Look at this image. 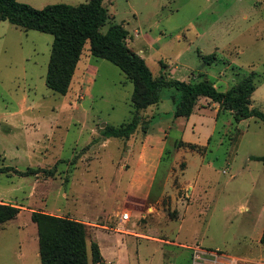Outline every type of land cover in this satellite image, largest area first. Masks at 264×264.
Segmentation results:
<instances>
[{
  "label": "rangeland",
  "instance_id": "1",
  "mask_svg": "<svg viewBox=\"0 0 264 264\" xmlns=\"http://www.w3.org/2000/svg\"><path fill=\"white\" fill-rule=\"evenodd\" d=\"M21 1L40 8L85 0ZM103 4L109 19L102 31L122 23L127 45L154 76L207 78L226 90L252 75L249 106L264 110V0ZM52 39L49 32L0 20V166L7 167L0 172V202L18 207L0 223V264H40L32 210L85 216L89 238L103 249L115 251L123 240L120 264H264V163L253 158L264 154L262 121H235L228 110L211 114L212 100L200 97L198 107L207 111L195 116V125L187 123L185 136L208 144H182L179 125L186 118L173 115L175 88H161L158 105L135 109L132 82L117 65L92 55L88 41L67 92L48 87ZM208 53L214 57L206 62ZM133 116L140 121L129 136L102 134L106 124ZM144 144L153 156L149 168L140 167L148 155ZM27 167L39 170L15 171ZM132 171H154L148 196L139 195L138 182L126 194ZM194 247L200 249L196 259Z\"/></svg>",
  "mask_w": 264,
  "mask_h": 264
},
{
  "label": "trees",
  "instance_id": "2",
  "mask_svg": "<svg viewBox=\"0 0 264 264\" xmlns=\"http://www.w3.org/2000/svg\"><path fill=\"white\" fill-rule=\"evenodd\" d=\"M108 19V8L103 0H85L76 4L53 2L40 8L21 0H0V20H7L23 29L33 28L52 34L45 82L58 93L67 92L83 46L88 41L92 55L117 65L132 82L130 102L135 109L156 105L161 98V88L173 87L177 91L171 94L174 116L188 117L197 100L207 97L217 102L219 108L231 110L235 121L254 116L264 126V110L249 106L250 96L255 89L252 75L244 76L226 90L218 89L207 78L185 81L167 78L162 74L154 76L144 58L127 45L125 38L128 30L122 23L110 22L106 30L102 31L101 26ZM213 57V53H208L203 55V60L209 62ZM139 121L138 116H133L120 125L106 124L102 134L106 137H127ZM253 158L264 163V154ZM6 169L0 166V172ZM38 170L39 167L15 169L19 174ZM17 211V206L0 202V223L14 217ZM31 219L37 227L40 264L103 263L99 245L96 240L89 238L83 220L42 210H32ZM261 241L264 242V230Z\"/></svg>",
  "mask_w": 264,
  "mask_h": 264
},
{
  "label": "crops",
  "instance_id": "3",
  "mask_svg": "<svg viewBox=\"0 0 264 264\" xmlns=\"http://www.w3.org/2000/svg\"><path fill=\"white\" fill-rule=\"evenodd\" d=\"M213 84L215 85V86H217V84H216V82L215 81H213ZM203 98H206L207 99V102H209V98H207V97H203ZM156 105H158V103L156 104ZM156 105H154V106H156ZM208 106L209 107H212V108H207V110L209 109H211L212 110V112L213 113H211V114H214V112L216 111V115L218 116L219 114L218 113H220V112H222V111H224V110H228L230 113H232L231 112V110H229V109H221V108H219V105H218V103L217 102H209V104H208ZM205 105H202L201 107H198V103H196L195 104V106H194V108H193V111H192V113L188 116V117H185V116H183V117H185L186 118V122H182V123H180V125H179V129L181 130V136H180V139L181 140H183V142L184 143H187V144H201V145H206L207 146V144L208 143H197V142H195V141H192V140H190L189 138H187V134H186V136H185V131H186V129H187V127L189 126V125H187V123L189 122L190 124H193V125H195V116L196 115H202V110H203V108H204V110H206L205 109ZM206 110V111H207ZM222 110V111H221ZM158 113H153V114H151L150 115V117H149V119H150V121L151 120H154L155 118H156V115H157ZM159 118H158V120L159 121H161L162 120V118H160L161 117V115H159L158 116ZM156 120V119H155ZM151 123V122H150ZM167 126L169 127V129L171 128V126L170 125H168L167 124ZM157 127L159 128V130H161V129H163V124H160V122H158V125H157ZM209 137V136H208ZM207 137V138H208ZM152 146V145H151ZM179 146H181V145H179ZM151 149V148H150ZM150 149L148 150L147 149V144H144L143 145V148H142V152L143 153H145L146 151V153L148 154V155H146L145 156V164L143 163L140 167H147V168H149V167H151V159H152V155L150 154L149 155V153H152V152H150ZM159 148H156V150H158ZM145 153V154H146ZM148 165V166H147ZM156 173H157V171H155ZM145 173V172H144ZM141 174L140 176H139V174H137L135 171H132L129 175H128V185H127V193L126 194H128L129 192H131L132 190L131 189H134V185H135V183L136 182H138V184L140 185L139 187H142L143 189L142 190H140V192H139V195L140 196H148V194H149V188L151 187V185H152V180L154 179V176H155V174H154V171H152L151 172V175L150 174ZM150 173V172H149ZM119 180H121V179H119V177L117 176V179H116V181H115V183H119ZM148 181V183H147V189L146 188H144V186H142V185H144V184H146V182ZM114 186H115V184H114ZM115 188L117 189V187L115 186ZM129 189H130V191H129ZM78 219H81V220H83L84 222H87V223H91L90 221H88L86 218H85V216L84 217H81V216H79V217H77ZM119 222V221H118ZM96 230V232H95V237H96V233L98 232V231H101L102 229L100 228V227H97V229H95ZM115 234V233H114ZM97 240V239H96ZM122 239L120 240L119 239V246L117 247V249L115 250V251H112V250H109V249H111V248H109V249H106V248H104L103 249V246L101 245V244H99V248H100V251H101V254H102V256H103V259L105 260V263L106 264H108L110 261H112V259L115 257V261L116 262H114L113 264H120V262H121V258H119L120 257V253H122ZM120 247H121V249H120ZM38 256H39V254H38ZM119 256V257H118ZM151 262H148V261H145V263L144 264H150Z\"/></svg>",
  "mask_w": 264,
  "mask_h": 264
},
{
  "label": "built area",
  "instance_id": "4",
  "mask_svg": "<svg viewBox=\"0 0 264 264\" xmlns=\"http://www.w3.org/2000/svg\"><path fill=\"white\" fill-rule=\"evenodd\" d=\"M122 215H123L124 218H126V217H127V212H124ZM194 248H195L196 250H195ZM194 248H193V250H195L194 253H195V252H196V253H195V255H194L193 257H195V259H196V258H198V257L200 256V253H199V250H200V249H199L198 247H194ZM195 259L193 258V263H195V261H196Z\"/></svg>",
  "mask_w": 264,
  "mask_h": 264
}]
</instances>
